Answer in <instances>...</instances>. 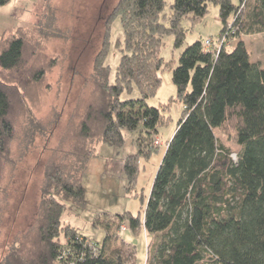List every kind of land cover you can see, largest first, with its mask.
<instances>
[{"label":"trees","instance_id":"16d2710c","mask_svg":"<svg viewBox=\"0 0 264 264\" xmlns=\"http://www.w3.org/2000/svg\"><path fill=\"white\" fill-rule=\"evenodd\" d=\"M9 1L0 0V7ZM211 3L219 6L220 33L237 42L232 48L208 50L205 42L196 41L173 67L174 59L167 63L161 56L164 38L172 34L175 46H181L187 33L182 20L190 18L194 24ZM166 5L167 0H119L112 9L88 79L92 92L83 98L68 130L72 142L59 152L60 160L49 164L35 224L4 264H138L135 246L120 238L123 225L133 231L143 225L152 237L147 264H264V67L252 59L244 40V35L264 33V0H174L169 12ZM116 17L125 37L112 77L105 59ZM1 37L0 183L13 160L18 120L26 118L30 132L43 129L31 109L47 66L55 63L47 61L41 40L26 29ZM169 68L177 87L173 100L183 111L143 216L105 214L99 222L105 231L101 242L64 225L68 203L82 209L89 203L84 174L97 155L95 139L117 148L125 144V131H139L140 151L153 147L168 120L165 110L149 105L148 99L158 93L160 71ZM136 90L137 98H122ZM228 124L238 153L215 134ZM124 172L131 188L139 176L138 163L125 160ZM112 240L121 243L109 248Z\"/></svg>","mask_w":264,"mask_h":264},{"label":"rangeland","instance_id":"374dc122","mask_svg":"<svg viewBox=\"0 0 264 264\" xmlns=\"http://www.w3.org/2000/svg\"><path fill=\"white\" fill-rule=\"evenodd\" d=\"M173 1L167 0V12ZM118 2L119 0H10L1 5L5 7L0 13L3 19L1 27L10 28L2 34L12 33L19 28L26 29L33 37L41 40L47 61L55 63L47 66L45 80L39 88L38 102L31 109L35 120L41 123L43 129L30 132L27 130V119L18 120L17 137L11 145L13 160L7 163L0 183V264L5 263L9 252L21 241L24 233L34 226L47 181L48 166L60 160L59 152L68 148L72 142L68 130L72 121L79 116L83 98H88L92 92L88 79L94 69L96 54L103 46L106 19ZM233 2L239 4L240 0ZM182 25L187 30L184 43L176 47L174 35L169 34L164 38L165 45L160 50L167 63L174 59L173 67L178 65L183 50L196 41L209 40L208 50H221L223 46L232 48L237 42V39L229 38L227 32L220 33L222 22L219 6L213 3L204 18L194 24L190 18H185ZM109 32L105 63L112 67L114 77L125 37L119 17L111 20ZM244 40L252 59L264 67V33L244 35ZM160 74L161 86L157 95L148 99V103L165 110L164 121H168L160 126V134L153 147L147 146L146 152L143 148L140 151L141 145L137 140L139 131H125V144L117 148L95 139L92 145L97 155L87 163L84 174L89 203L84 209L70 203L65 208L63 224H71L84 236L97 242H101L105 236V231L99 225L105 214L114 217L130 212L143 216L164 149L181 119L183 106L173 100V96H177V87L173 83L172 69L161 70ZM137 96L136 90L131 95L123 94L122 98ZM215 134L225 146L232 148L233 153H238L240 148L230 124L224 129L217 128ZM233 156L236 160V155ZM131 159L138 163L139 176L136 184L129 188L124 161ZM119 235L135 246L138 264H147L152 237L143 225L137 231L127 229L124 234L120 231ZM120 243L112 240L109 248Z\"/></svg>","mask_w":264,"mask_h":264},{"label":"crops","instance_id":"0c3cea01","mask_svg":"<svg viewBox=\"0 0 264 264\" xmlns=\"http://www.w3.org/2000/svg\"><path fill=\"white\" fill-rule=\"evenodd\" d=\"M3 8H5L4 6H1L0 7V13H1V10L3 9ZM12 15V14H11ZM3 19L1 18V15H0V36L2 35V33L5 31V30H9L10 28H2L1 27V21H2ZM13 24V23H12ZM3 25V24H2ZM13 26H15V24H13Z\"/></svg>","mask_w":264,"mask_h":264},{"label":"built area","instance_id":"2783aa9c","mask_svg":"<svg viewBox=\"0 0 264 264\" xmlns=\"http://www.w3.org/2000/svg\"><path fill=\"white\" fill-rule=\"evenodd\" d=\"M208 42H209V44H210V41L209 40H207L206 42H205V49H208L207 47H209V46H207L208 45ZM207 43V44H206ZM235 158V157H234ZM121 233H125L126 231H127V227L125 226V225H123L122 227H121Z\"/></svg>","mask_w":264,"mask_h":264}]
</instances>
